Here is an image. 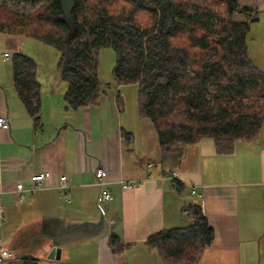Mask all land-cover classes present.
<instances>
[{
	"label": "crops",
	"instance_id": "0c3cea01",
	"mask_svg": "<svg viewBox=\"0 0 264 264\" xmlns=\"http://www.w3.org/2000/svg\"><path fill=\"white\" fill-rule=\"evenodd\" d=\"M238 4L251 10L235 17L250 25L248 56L264 74V64L256 65L248 43L252 35L254 53L264 56V0ZM251 26L257 27L255 32ZM48 48L0 33V60L8 62L0 68V117L9 124L7 130L0 129V204L3 227L15 230L10 246L2 242L3 247L23 262L30 259L26 254L36 248L37 239H50L49 246L51 237L65 228L60 260L36 264H164L145 241L157 232L187 227L186 205L193 203L202 207L214 230V240L197 264H256L258 253L259 264H264V121L254 140L225 144L205 139L177 149L176 160L164 159L154 128L140 117L137 85H115L112 71L102 80L97 62L98 103L66 108L67 85L55 64L59 55ZM4 52L35 62L40 84L37 125L15 92L11 59L5 61ZM42 59L53 64L43 65ZM98 168L107 172L103 180L110 200L104 225L94 234L91 226H80L101 217L95 208ZM40 171L50 172V181L45 190L31 192L30 177ZM173 172L179 189L169 180ZM64 175L68 188L61 194L57 185ZM131 181L138 184L123 190L122 183ZM17 184L25 191L20 203L13 195ZM112 238L122 246L118 252L110 246Z\"/></svg>",
	"mask_w": 264,
	"mask_h": 264
},
{
	"label": "trees",
	"instance_id": "16d2710c",
	"mask_svg": "<svg viewBox=\"0 0 264 264\" xmlns=\"http://www.w3.org/2000/svg\"><path fill=\"white\" fill-rule=\"evenodd\" d=\"M0 4V33L38 41L59 53L58 77L67 85L66 108L97 104L96 56L115 53V85H137L140 117L149 121L162 158L205 139L254 140L264 121V74L245 43L250 25L236 20L251 10L239 0H74L72 31L59 0H41L27 16ZM38 0H24L35 5ZM35 62L11 58L12 81L37 125L40 84ZM179 189L178 186L175 187ZM190 224L149 236L145 244L164 264H197L214 240L202 207L188 203ZM112 250L122 246L111 239ZM24 259L22 264H36Z\"/></svg>",
	"mask_w": 264,
	"mask_h": 264
},
{
	"label": "built area",
	"instance_id": "2783aa9c",
	"mask_svg": "<svg viewBox=\"0 0 264 264\" xmlns=\"http://www.w3.org/2000/svg\"><path fill=\"white\" fill-rule=\"evenodd\" d=\"M3 59L5 61H9L11 59L10 53L4 52L2 55ZM6 117L1 116L0 117V129L7 130L9 127L8 120L5 119ZM95 178H96V184L99 187V192L97 193V197L95 200V208L99 212L101 216H104L106 214V206L110 200V194L109 191L105 187V181L103 179L106 178L107 172L106 170L102 168H98L95 171ZM175 172H173V177H169V180L171 181L172 185L176 187L178 185V181L175 177ZM51 175L50 172L47 171H40L36 172L31 175L30 181L32 184L31 192L39 191V190H45L46 189V182L50 181ZM68 177L67 176H60L57 189L60 191V193L64 194L65 191L68 188ZM138 184L137 181H131V182H123L122 183V189L128 190L131 189L134 185ZM24 189L21 184H17L15 187V191L13 192L14 197L16 198V202L20 203L23 200L24 196ZM194 193V192H192ZM189 213V212H188ZM5 223V211L4 207L0 204V230L4 226ZM21 261L16 254L12 251L6 250L2 245V240L0 238V264H13L15 262Z\"/></svg>",
	"mask_w": 264,
	"mask_h": 264
},
{
	"label": "rangeland",
	"instance_id": "374dc122",
	"mask_svg": "<svg viewBox=\"0 0 264 264\" xmlns=\"http://www.w3.org/2000/svg\"><path fill=\"white\" fill-rule=\"evenodd\" d=\"M1 3H2V0H0V4ZM40 3H41V0H38V2L35 5H31L29 3H24V0H13V1L5 2V5H6V7L9 10L14 11V12L20 14L21 16L25 17V16L28 15L29 12L32 13L33 10H36V8L40 5ZM256 28H257L256 26H251L250 30L255 32ZM21 41L23 42L25 40H21ZM248 43L250 44V47H251V50H252V54H253L252 56H254V60L256 62V65L258 64V66H259V63L264 64V56L262 55L263 53L259 54L258 55L259 57H257L256 54L253 51V46H255L257 43H255V38L253 39L252 35H250ZM263 43H264V41H263ZM32 47H33V50H34V45L33 44H32V46H29V48H32ZM255 48H256V46H255ZM48 49L50 51H52L55 55H59V53L57 51H55L54 49H52L50 47ZM96 57H97V61L96 62H98V66H99L100 72L102 73L101 74L102 80H105V75L104 74H108V73L110 74V71L113 70V67H114V64H115V62H114L115 53L110 48H103L97 53ZM47 59H42V63L41 64H43V65L46 64L47 66L48 65H52L53 64L52 61L54 60V58L52 59L51 62H50V60H47ZM6 64H8V62L5 63V62L0 60V68L4 69L6 67ZM56 66H57V64H56ZM13 231H15V230H12L10 227L8 228L7 226L1 228V230H0V238H1L2 242H3V245H6V247L10 246V242H11V240H10L11 237L10 236H12V234H13L12 232ZM49 242H50V239L46 240V242L44 244H42L43 248H40L39 245H38V247L36 245V248H35V246H33L30 249V251L27 252L26 256H28L30 259L32 258V260L35 259V261H37V262L40 261V260H43L42 263H47L45 260H47L46 259L47 253H48V251H47L48 249L47 248H48V243ZM257 253H258V250H257ZM258 254H257L256 264H259V260H260L258 258ZM259 257H260V254H259ZM74 259L78 260L77 258H74Z\"/></svg>",
	"mask_w": 264,
	"mask_h": 264
},
{
	"label": "water",
	"instance_id": "95a60500",
	"mask_svg": "<svg viewBox=\"0 0 264 264\" xmlns=\"http://www.w3.org/2000/svg\"><path fill=\"white\" fill-rule=\"evenodd\" d=\"M61 11L63 13V19L65 24H67L68 29L72 31L74 24L72 23L71 18V9H73L74 6V0H59ZM104 218L101 216L99 219H97L96 223L93 224H84L80 227L88 228V226H91V229L94 230V234L100 233V228H102V225H104ZM65 228H62L59 233L55 234L53 237H51V244L48 246L49 252L47 253V260L53 261V260H59L61 256V250L60 247L64 243L65 234L67 233ZM69 236V235H68ZM43 243L40 244V248H43ZM21 261L15 262L13 264H21Z\"/></svg>",
	"mask_w": 264,
	"mask_h": 264
},
{
	"label": "flooded vegetation",
	"instance_id": "af4514ba",
	"mask_svg": "<svg viewBox=\"0 0 264 264\" xmlns=\"http://www.w3.org/2000/svg\"><path fill=\"white\" fill-rule=\"evenodd\" d=\"M42 240H47V239L45 237H42L40 240L37 239V242H36L37 247H38V245L40 246V244L44 242ZM15 244L17 245V243H15Z\"/></svg>",
	"mask_w": 264,
	"mask_h": 264
}]
</instances>
